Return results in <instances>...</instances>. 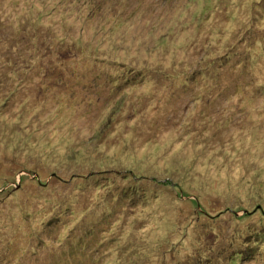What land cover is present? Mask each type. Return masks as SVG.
<instances>
[{"label": "rangeland", "instance_id": "rangeland-1", "mask_svg": "<svg viewBox=\"0 0 264 264\" xmlns=\"http://www.w3.org/2000/svg\"><path fill=\"white\" fill-rule=\"evenodd\" d=\"M0 264H264V0H0Z\"/></svg>", "mask_w": 264, "mask_h": 264}]
</instances>
